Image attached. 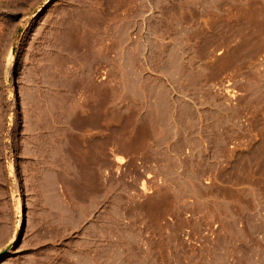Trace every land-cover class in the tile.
I'll return each instance as SVG.
<instances>
[{
	"label": "rangeland",
	"instance_id": "obj_1",
	"mask_svg": "<svg viewBox=\"0 0 264 264\" xmlns=\"http://www.w3.org/2000/svg\"><path fill=\"white\" fill-rule=\"evenodd\" d=\"M249 159L263 187L264 0H0V257L62 203L42 225L98 264H264L251 223L181 236Z\"/></svg>",
	"mask_w": 264,
	"mask_h": 264
},
{
	"label": "crops",
	"instance_id": "obj_2",
	"mask_svg": "<svg viewBox=\"0 0 264 264\" xmlns=\"http://www.w3.org/2000/svg\"><path fill=\"white\" fill-rule=\"evenodd\" d=\"M253 163L252 159H249L248 174L245 177L221 179L218 183L213 182L212 184H209L210 180L206 179L200 185L207 195L202 198L201 208L197 212L190 210L200 219H210V223H217L216 236L225 232V226L231 221L234 224L235 232L243 237L247 226L251 223L259 228L256 238L264 244V186L257 183ZM227 188L233 189L241 196H249V202L236 204L229 200L212 197V194H218L217 190ZM41 207L48 214H45L39 221L40 227L25 238L27 245L24 250H10L7 256L0 257V264H98L97 260L82 257L81 252L75 250L74 246L65 245L63 236L50 235L49 229L42 225L50 217L55 221L56 213L63 210L65 205L62 203L44 204ZM248 219L251 222L248 223ZM237 241L241 240L237 239Z\"/></svg>",
	"mask_w": 264,
	"mask_h": 264
},
{
	"label": "built area",
	"instance_id": "obj_3",
	"mask_svg": "<svg viewBox=\"0 0 264 264\" xmlns=\"http://www.w3.org/2000/svg\"><path fill=\"white\" fill-rule=\"evenodd\" d=\"M102 77H104V75ZM143 189L151 191L152 187L150 185H145ZM183 214L186 218V221L183 225L181 236L186 245L201 246L203 243H205L206 239H215L218 227L217 223H210L207 225L202 224L199 228H196L199 217L190 209L185 210ZM169 219L172 220V217L169 216Z\"/></svg>",
	"mask_w": 264,
	"mask_h": 264
},
{
	"label": "bare ground",
	"instance_id": "obj_4",
	"mask_svg": "<svg viewBox=\"0 0 264 264\" xmlns=\"http://www.w3.org/2000/svg\"><path fill=\"white\" fill-rule=\"evenodd\" d=\"M12 59V56L9 57V60ZM14 172V168L11 167L10 168V173ZM24 208V202L20 199V197H16L15 200V212H16V223H15V230H14V236L13 239L11 240V242H15V239L17 237V235L22 232V209Z\"/></svg>",
	"mask_w": 264,
	"mask_h": 264
}]
</instances>
